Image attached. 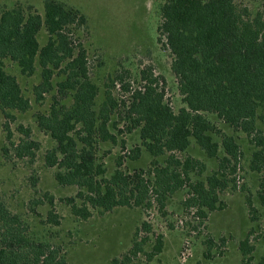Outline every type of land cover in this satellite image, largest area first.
I'll use <instances>...</instances> for the list:
<instances>
[{"label": "trees", "instance_id": "1", "mask_svg": "<svg viewBox=\"0 0 264 264\" xmlns=\"http://www.w3.org/2000/svg\"><path fill=\"white\" fill-rule=\"evenodd\" d=\"M44 9L45 16L27 12L22 5L0 11V109L25 112L31 107L18 78L5 69L6 58L27 75L36 72L39 61L42 82L35 87L38 100L54 88L55 69L67 73V78L58 84V92L64 97L69 89L73 90L72 104L55 101L50 113L37 116V121L57 142L45 155L47 165L59 169L56 180L79 188L69 200L75 216L87 219L92 209L151 207L153 203L164 210L168 198L183 188L189 189L185 201L188 207L200 211L219 207V194L237 174L242 150L237 137L218 128L208 113L216 114L234 132L253 137L260 149L253 154L252 168L264 171V127H259V123L264 126L262 13L252 15L249 7L238 0H164L158 40L162 43L166 39L164 47L173 56L172 70L185 106L175 112L166 98L165 86L160 85L164 78L151 69L142 70L139 88L123 84L131 95L122 102V117L129 122L128 131L141 129L142 145L153 160L149 170L133 172L124 171L119 161L113 175L105 178L106 168L97 161L96 144L97 139L117 142L109 122L119 102L107 92L106 100L96 109L99 87L89 76L87 50L72 38L71 26L84 25L86 15L61 0H45ZM44 26L49 38L41 46L38 34ZM117 79L122 81L121 76ZM20 129L27 137L30 135L29 129ZM214 133L221 134V142L215 140ZM192 139L218 162L206 180L192 178L193 173L203 175L207 167L203 160L177 154L186 152ZM14 147L16 156L33 159L39 142L26 138ZM140 153L138 147L135 158ZM165 154L168 156L162 164L160 157ZM50 204L54 206L53 199ZM48 219L59 223L52 210ZM143 227L152 229L147 222ZM28 231L20 216L0 202V264H70L59 248L32 240ZM148 238L136 239L127 252L114 257L110 264H137ZM248 242V237L241 242L245 255L253 250ZM162 249V236H158L147 258L152 260Z\"/></svg>", "mask_w": 264, "mask_h": 264}, {"label": "rangeland", "instance_id": "2", "mask_svg": "<svg viewBox=\"0 0 264 264\" xmlns=\"http://www.w3.org/2000/svg\"><path fill=\"white\" fill-rule=\"evenodd\" d=\"M44 1L0 0V11L22 5L27 12L45 16ZM61 1L78 8L87 18L84 25L71 28L74 43H82L87 50L89 76L99 87L96 109L106 100L107 92L119 102L109 122L117 142L97 139V161L106 168L103 177L110 178L119 161L126 172L149 170L153 156L142 145L141 129L128 131L129 122L122 117L125 111L122 102L131 95L123 89V84H129L131 89L139 88L142 70L151 69L153 74L164 78L165 82L160 85L165 86L166 98L175 112L185 106L172 70L173 56L164 47L166 39L163 38L162 43L158 40L164 0ZM238 1L248 6L252 15H264V0ZM48 38L44 26L38 34L40 45L44 46ZM3 63L5 69L18 78L31 107L25 112L0 109V202L28 225L32 240L59 248L70 264H110L114 257H121L136 239L144 236L149 238L137 264H264V171L252 168L253 154L260 149L252 136L234 132L216 114H206L218 128L234 134L242 150L238 172L219 194V207L213 210L188 207L185 201L189 189L183 188L168 198L164 210H160L158 203H153L151 207L92 209V215L87 219L77 217L72 213L69 200L76 196L79 188L61 185L56 180L59 169L48 166L45 155L57 146V142L37 121V116L50 113L55 101L68 106L72 104L73 90L69 89L64 97L58 92V84L67 78V73L64 69H55L54 88L38 100L35 87L42 82L39 61L33 75L24 74L9 58ZM118 76L122 81L117 79ZM20 126L30 130L28 137ZM259 127L264 126L259 123ZM26 138L39 142L33 159L15 154L14 146ZM214 138L222 141L220 133H214ZM138 147H141V153L135 158ZM177 154L181 157L189 154L206 163L203 175L193 173V180H206L218 166L217 160L209 158L194 139L186 152ZM167 156L160 157L162 164ZM50 199L54 200V206ZM77 202L81 204V201ZM50 210L57 214L58 224L49 221ZM145 222L152 226L150 231L143 227ZM158 236H162L163 249L149 260L147 254L154 250ZM247 237L253 250L245 255L241 242Z\"/></svg>", "mask_w": 264, "mask_h": 264}]
</instances>
